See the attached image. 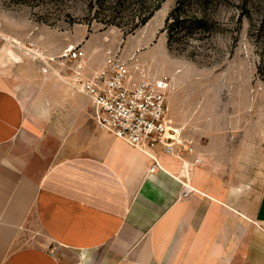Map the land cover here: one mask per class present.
<instances>
[{
	"label": "crops",
	"instance_id": "0c3cea01",
	"mask_svg": "<svg viewBox=\"0 0 264 264\" xmlns=\"http://www.w3.org/2000/svg\"><path fill=\"white\" fill-rule=\"evenodd\" d=\"M2 43L0 264H264V186L255 198L198 145L156 148L151 172L147 150L96 124L91 96L58 62L81 43L91 72L106 39L54 44L47 70L13 62Z\"/></svg>",
	"mask_w": 264,
	"mask_h": 264
},
{
	"label": "rangeland",
	"instance_id": "374dc122",
	"mask_svg": "<svg viewBox=\"0 0 264 264\" xmlns=\"http://www.w3.org/2000/svg\"><path fill=\"white\" fill-rule=\"evenodd\" d=\"M176 2L161 0L135 26L158 0H0V44L14 47L13 62L47 70L59 59L54 44L104 38L99 57L120 49L151 74L169 75L171 125L204 146L227 179L236 169L232 179L256 198L264 186V0H184L186 23L171 47L166 20Z\"/></svg>",
	"mask_w": 264,
	"mask_h": 264
},
{
	"label": "built area",
	"instance_id": "2783aa9c",
	"mask_svg": "<svg viewBox=\"0 0 264 264\" xmlns=\"http://www.w3.org/2000/svg\"><path fill=\"white\" fill-rule=\"evenodd\" d=\"M59 64L72 71L73 85L93 100V119L96 124L131 145L148 151L154 159L150 171L162 167L154 150L168 153H196L194 139L183 136L171 125L169 95L171 77L155 75L148 66L126 58L120 49L109 50L99 67L87 72V51L82 45H70ZM196 157V162H201Z\"/></svg>",
	"mask_w": 264,
	"mask_h": 264
},
{
	"label": "trees",
	"instance_id": "16d2710c",
	"mask_svg": "<svg viewBox=\"0 0 264 264\" xmlns=\"http://www.w3.org/2000/svg\"><path fill=\"white\" fill-rule=\"evenodd\" d=\"M160 2L161 0H158V3L155 5V7L152 10H150L148 13H144V15L142 13V15H140L142 16L141 19L139 20L138 23L135 24V26L145 23L153 15L155 9H157L160 6ZM183 6H184V0H177L176 5L172 8L166 20L167 29L169 31L168 42L171 47L173 46V42H174L173 39L174 30L176 29L180 30V27L182 29L183 27L182 24L186 23L185 16L183 15L184 13Z\"/></svg>",
	"mask_w": 264,
	"mask_h": 264
}]
</instances>
